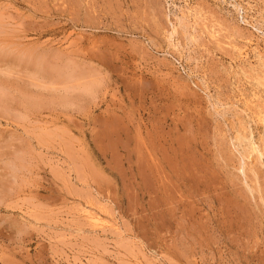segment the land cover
I'll use <instances>...</instances> for the list:
<instances>
[{"label": "rangeland", "instance_id": "374dc122", "mask_svg": "<svg viewBox=\"0 0 264 264\" xmlns=\"http://www.w3.org/2000/svg\"><path fill=\"white\" fill-rule=\"evenodd\" d=\"M0 107V264H264V0H0Z\"/></svg>", "mask_w": 264, "mask_h": 264}, {"label": "bare ground", "instance_id": "6f19581e", "mask_svg": "<svg viewBox=\"0 0 264 264\" xmlns=\"http://www.w3.org/2000/svg\"><path fill=\"white\" fill-rule=\"evenodd\" d=\"M244 13V12H243ZM187 18V17H186ZM190 22V21H189ZM173 25V24H172ZM207 30V29H206ZM191 31V30H190ZM171 37V35H170ZM188 39V38H187ZM233 41V40H232ZM257 46V45H256ZM263 50V49H262ZM195 59V58H194ZM199 63V62H198ZM226 68V67H225ZM245 69V68H244ZM246 70V69H245ZM44 73V72H43ZM235 80V79H234ZM1 108V107H0ZM237 121V120H236ZM260 121L262 123V127H264V112L260 117ZM241 122V121H239ZM238 123V122H237ZM236 126V125H235ZM241 126V125H240ZM264 129V128H263ZM237 133V132H236ZM264 133V132H263ZM235 140L237 141V144L241 147L242 155L245 158H249L251 154L257 155V153L261 154L258 150V146H255V143L252 141V138L250 136V132L247 131L246 128L242 126L241 129H239L238 133L235 135ZM235 145V144H234ZM241 155V156H242ZM247 160V159H246ZM254 160V159H253ZM251 162V161H250ZM96 216V215H95ZM90 218V217H89ZM91 218H93L91 216ZM98 218V217H97ZM96 217H94L95 220H97ZM97 224V223H96Z\"/></svg>", "mask_w": 264, "mask_h": 264}]
</instances>
